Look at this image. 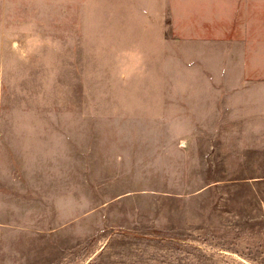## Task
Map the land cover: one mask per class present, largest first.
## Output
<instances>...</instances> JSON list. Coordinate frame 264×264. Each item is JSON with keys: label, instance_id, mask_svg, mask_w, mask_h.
Returning <instances> with one entry per match:
<instances>
[{"label": "rangeland", "instance_id": "rangeland-1", "mask_svg": "<svg viewBox=\"0 0 264 264\" xmlns=\"http://www.w3.org/2000/svg\"><path fill=\"white\" fill-rule=\"evenodd\" d=\"M257 2L0 0V264H264Z\"/></svg>", "mask_w": 264, "mask_h": 264}, {"label": "crops", "instance_id": "crops-1", "mask_svg": "<svg viewBox=\"0 0 264 264\" xmlns=\"http://www.w3.org/2000/svg\"><path fill=\"white\" fill-rule=\"evenodd\" d=\"M257 0H169L170 15L182 33L190 34L195 28L189 24L219 23L218 34L225 35L235 17L256 16ZM229 25V26H228ZM228 26V27H227ZM212 35L214 30H204Z\"/></svg>", "mask_w": 264, "mask_h": 264}]
</instances>
